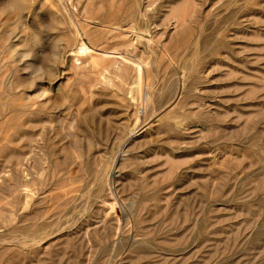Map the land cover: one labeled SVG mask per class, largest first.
Returning <instances> with one entry per match:
<instances>
[{
    "label": "rangeland",
    "instance_id": "374dc122",
    "mask_svg": "<svg viewBox=\"0 0 264 264\" xmlns=\"http://www.w3.org/2000/svg\"><path fill=\"white\" fill-rule=\"evenodd\" d=\"M0 264H264V0H0Z\"/></svg>",
    "mask_w": 264,
    "mask_h": 264
},
{
    "label": "bare ground",
    "instance_id": "6f19581e",
    "mask_svg": "<svg viewBox=\"0 0 264 264\" xmlns=\"http://www.w3.org/2000/svg\"><path fill=\"white\" fill-rule=\"evenodd\" d=\"M79 51L81 52V53H89V54H91L92 53V51L91 50H89L86 46H84L83 44L81 45V47L79 48ZM103 57H105V54H103L102 55ZM137 71H138V73H139V75L141 74V69H140V67L139 66H137Z\"/></svg>",
    "mask_w": 264,
    "mask_h": 264
}]
</instances>
